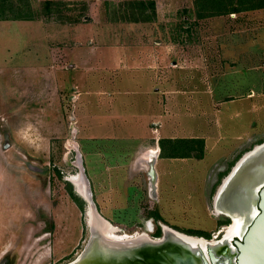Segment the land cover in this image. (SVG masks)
<instances>
[{"label":"rangeland","instance_id":"374dc122","mask_svg":"<svg viewBox=\"0 0 264 264\" xmlns=\"http://www.w3.org/2000/svg\"><path fill=\"white\" fill-rule=\"evenodd\" d=\"M10 1L25 5L34 19L61 21L63 29L83 32L85 44L91 37L86 34L92 33L99 52H109L108 57L101 54L99 58L101 69L76 74L85 108L100 109L93 92L103 89L102 96L112 101L115 113L128 117L127 122L141 116L142 126L148 123L155 132L151 138H177L180 154L186 151L182 138L207 136L209 140L200 161L157 155L154 168L159 187L151 199L149 166L142 156L122 159L104 153L98 158L90 140L82 141L90 138L93 128L102 137L122 138L123 129L135 131L136 127L120 125L110 132L103 123L92 126L96 124L92 115L91 121L83 120L87 131L74 119L72 93L78 95L77 88L65 89L58 96L63 108L53 107L51 138H43V130L26 125L28 121L22 124L25 119L18 122L21 138H0V264H67L81 252L89 237L88 204L69 176L81 175L96 213L117 233H146L154 239L162 236V227H168L191 236L206 232L210 236L206 240H211L225 230L228 221L215 216L213 196L236 161L264 142V9L198 19L194 0H141L154 4L153 20L128 25L127 20H114L112 12L122 2L135 0ZM45 4L57 13L45 15ZM76 20L81 24H72ZM4 26L0 31V107L12 96L15 79L23 75L18 66L32 65L36 57L29 25L14 23L15 29L8 32L12 25ZM116 48L122 60L112 63ZM18 49L23 50L18 53ZM132 59L137 62L128 68L125 62ZM58 61L64 64L63 57ZM105 65L115 66L116 71L107 72ZM157 81L164 87L156 93ZM56 99L53 95V102ZM156 112H163L164 118L153 127L149 119ZM6 122L5 117L0 119L2 127ZM128 145L116 141L115 151ZM215 164L225 167L218 178L212 176ZM66 182L83 210L70 197ZM149 222L152 230L147 233ZM157 228L160 235L155 237Z\"/></svg>","mask_w":264,"mask_h":264},{"label":"crops","instance_id":"0c3cea01","mask_svg":"<svg viewBox=\"0 0 264 264\" xmlns=\"http://www.w3.org/2000/svg\"><path fill=\"white\" fill-rule=\"evenodd\" d=\"M18 22H23L25 25H29L28 32L32 36L31 42H33L32 44H34L31 45L30 47L36 49V53H35L36 57L32 65L26 66L25 64L24 65L20 64V66H18L17 68L21 70L18 72L22 73L23 75H20L19 77L18 76L19 74H17L18 77L14 81L12 96H10L8 100H5L6 101L4 104L5 107L3 106L0 107V119H3V117H5L7 120V122L3 124V127L1 126L2 124L0 123V138H21V136L19 135L18 122L20 121L21 124V122L24 119L25 121L22 124L24 123L26 124V122L28 121L29 123H27L26 125H29L34 129L36 127H40L41 130H43L42 131L44 136L43 138H49V137L51 138L50 127L52 124V111L54 110L53 107L55 108V110L57 106L59 107V110L63 108L61 106L62 101L60 97H58L60 96L59 95L60 92H63L65 91V89L68 88H74V89L77 88L78 95L72 93L76 101V102L74 101L72 107L74 112V119L79 126L82 127L88 125L84 123L83 120L85 119L87 120V122L88 120L91 121L90 118L93 115V120H95L97 125L94 124L93 122L92 126L100 127L101 124L103 123V125L108 126L110 132H114L115 128L119 127L120 125L122 129L123 127H127L128 125H131V123L133 124L134 128L136 127L135 131L133 130L128 131L127 129H123L122 138H113L112 135L103 136V137L97 135L100 133V130H96L93 128V130L91 129L90 131L88 126H86L87 131H90V133L88 132L90 134L89 136L90 138H82V141L90 140L91 144H93L92 153L95 157L97 156L99 158L102 155H106L104 153H107L110 154L111 156L114 157L117 156L122 159H127L132 156L135 157L142 156V158H144V156L150 151L157 152L158 155L160 153V148L158 145L160 140L177 139V138H164V137L151 138L152 137L151 135H153L155 132L153 131V129H150V127H148V123L144 124V127L142 126L141 116H132L134 117V122H127L128 117H124L122 115H118L117 113H115L113 110L112 101L109 98H104L102 96V94L105 93L103 89L93 92V96H94L93 98H94V103L96 104V108H100V109L96 111H91L88 110V108H85L86 105L82 104L83 102L81 99L83 98H81V92L79 90V81L77 79L76 74L78 72L86 73L85 71L88 72L90 71V69H92L93 71L95 69L96 70L101 69V67L99 66L100 64L99 58L101 57V54H103L104 57H108L107 55L109 53V52L106 53L99 52V49L96 48V46H94L93 43L94 39L92 33L89 32L86 34L87 36H91V37L89 39V42L85 44L84 41L85 34L83 32L79 33L73 31L72 28L63 29L66 28V26L65 25L63 26L62 24L63 22H59L58 24H52L49 22L48 23L44 22L43 20H39V19H33L31 21H0V31L2 30L3 27H5L4 25H8L9 23L12 26H9L6 29V31L8 32L9 29L14 30L15 29L14 23H18ZM72 24L77 25L81 23L80 21H78V22H73ZM92 24L93 23L88 24L87 26ZM127 24L130 25L134 23L127 22ZM104 25H113V24L105 23ZM23 34L25 36L28 33L26 34L23 33ZM88 44H90L89 47L87 46ZM8 46L9 44H6L5 48ZM82 48L84 49V51L82 50ZM21 50L18 49V53ZM112 51L113 52L110 53L115 57V59L112 60V63L121 62L122 60V56L120 55L121 50L116 48L113 49ZM5 55L10 56V54L8 53H5ZM59 56L63 57V62H64L63 65H59L57 63L60 62L58 61ZM135 62H137V60L132 59L130 61L126 60L125 63L128 64L127 67L129 68V65H132ZM6 63L7 61H5V64ZM19 63H23V62H19ZM103 67H105V70L109 73L111 72L114 73L116 71V68L113 65L111 67L108 65H105ZM130 70H133V68H131ZM2 72L0 73V75L2 74ZM65 78H68L69 80L67 79L68 81H66ZM158 79L159 76L157 77V80ZM82 82L84 83L85 80L83 79ZM157 83L160 84V87L156 89V93L159 92L160 90L163 91V87H164L162 81H157ZM53 95L57 97V99L54 102H53ZM101 107L103 110H101ZM76 111H78L79 114L81 113L80 116H78L77 114L75 115ZM150 117L151 119L149 120L152 121L151 125H153L154 127L155 125H157L159 121H162L164 115L163 112L161 113L156 112L154 113V115L151 113ZM140 127L141 129H139ZM45 130H48L47 134L44 132ZM158 131L159 130H157V132ZM32 136H35V134H31V137ZM23 138H25L24 135ZM182 139H201L204 143V149L206 148L207 150L208 148L207 142L209 138L207 136L198 137V138H182ZM116 141H118V143L122 142L125 145L132 144V147L128 145L127 148H124L121 151L116 150L117 151L116 153L115 151ZM110 146L114 148V151L110 150ZM205 154L206 151L205 153L203 151V158ZM203 158L196 160L200 161L203 160ZM186 159H193V158H182L180 160H186ZM224 169H225L224 166L218 167V165L215 164L213 170H215L216 172L212 174V176L218 178L219 172L223 171ZM155 172L157 175L156 185L157 187H159L158 172L156 169Z\"/></svg>","mask_w":264,"mask_h":264},{"label":"water","instance_id":"95a60500","mask_svg":"<svg viewBox=\"0 0 264 264\" xmlns=\"http://www.w3.org/2000/svg\"><path fill=\"white\" fill-rule=\"evenodd\" d=\"M154 163L150 167L156 190ZM87 199L86 215L92 214L86 223L89 237L77 257L67 264H264V142L236 161L212 199L213 210L226 207L216 216L228 218V226L233 224L234 217H244L246 224L231 238L232 243L229 240L219 244L221 240L203 238L206 243L200 244L188 240L197 239L196 236L168 227L162 229L160 238L146 236L135 243L115 242L106 238L105 221L96 213L90 194Z\"/></svg>","mask_w":264,"mask_h":264},{"label":"trees","instance_id":"16d2710c","mask_svg":"<svg viewBox=\"0 0 264 264\" xmlns=\"http://www.w3.org/2000/svg\"><path fill=\"white\" fill-rule=\"evenodd\" d=\"M12 2L13 1L9 2V0H0V21H31L34 19L33 14L28 11L25 5L18 7L17 4H13ZM193 7L198 19H207L232 14L240 15L250 11L262 10L264 9V0H194ZM43 9L45 11V15L57 13L56 9H52L51 4H45ZM154 15V4L149 2V4L146 5V2L141 0L122 2L120 6H118L117 10H113L112 12L114 20H127L126 22L129 23H148L153 20ZM78 21L79 20H76L74 22ZM176 140L163 139L159 141V156L161 158H203L204 143L201 139L181 140V142L185 145L184 148L186 151L184 154L178 153L179 147L176 146ZM192 153L198 154L197 157L193 156ZM227 171H224L223 175H225ZM65 187L67 188V191L73 201L77 202L79 209L83 210V203L73 193L71 184L66 182ZM151 216H153L155 220H161L158 214H152ZM192 234L193 236L202 237L204 239L210 238L209 234L202 231L192 232ZM159 235L160 229L157 228L154 236L158 237Z\"/></svg>","mask_w":264,"mask_h":264},{"label":"bare ground","instance_id":"6f19581e","mask_svg":"<svg viewBox=\"0 0 264 264\" xmlns=\"http://www.w3.org/2000/svg\"><path fill=\"white\" fill-rule=\"evenodd\" d=\"M156 157H157V152H151L150 151L144 156V158H142V159H144V161H146L149 164V168L147 169L149 172V176H150V177L148 176V181H149L148 191H149V197H151V199H155L156 194H155L154 177L152 176L153 175L152 174L153 168H151L152 166L150 167V164L152 165V163L155 162ZM67 179L75 185V187L78 190L79 195L85 197V199L87 200V197L89 196V194H88L86 187H85V189L82 187L83 183H82L81 175L69 176ZM242 185H246V183H243ZM222 202L225 203L224 200H222ZM227 204L232 206V203H227ZM221 209L226 211V207H221V208L215 209L217 212H215V210H214V214L218 215V213H220L219 211ZM228 212H230V211H228ZM230 214H231V212H230ZM91 217H92L91 212L90 213L87 212V221H88V219H92ZM245 224H246V222L244 221V217H242V216L234 217L233 224L231 226H228L227 228H225V230H223V232H225V235H224L225 237L223 239L227 240V241L230 240L234 235H236L239 232L240 227L244 226ZM105 225L107 228L106 238H108L109 240L115 241V242L123 243L127 240L128 241L133 240L135 243V242H138L139 240H141L143 237H146L145 234H140V233H134L131 235L130 234L129 235H127V234H124V235L110 234L109 232L114 227H112L107 222H105ZM146 226H147V232L150 233L152 230V224L149 222L146 224ZM163 229H167V227H163ZM188 240H196L200 244L206 243V241L202 237H197V239L194 238V239H188ZM212 240H214V239H212ZM191 242H193V241H191ZM219 244H221V243L219 242Z\"/></svg>","mask_w":264,"mask_h":264},{"label":"flooded vegetation","instance_id":"af4514ba","mask_svg":"<svg viewBox=\"0 0 264 264\" xmlns=\"http://www.w3.org/2000/svg\"><path fill=\"white\" fill-rule=\"evenodd\" d=\"M83 183V182H82ZM81 196V195H80ZM83 197V196H82ZM89 197V196H88ZM83 198H85V197H83ZM88 200V199H87ZM89 201V200H88ZM216 216V215H215ZM219 216H221V215H219ZM223 218H225V220L226 221H228L229 223H230V220L228 219V218H226V217H224V216H222ZM229 223H227V227H228V225H229ZM146 226V225H145ZM227 227H224V228H227ZM162 229H163V227H162ZM146 232H147V226H146ZM110 234H116V235H124V234H127V233H123V232H120V233H117V230H116V228H112V230L109 232ZM147 233H149V232H147ZM223 233H225V232H223V228H222V231H219L218 233H217V236H215L213 239L214 240H218V241H220V243H227V242H229V240L227 241V240H224L223 238L225 237L224 235H222ZM134 234V233H133ZM140 234H145L146 236H148L146 233H140ZM127 235H129V234H127ZM224 240V241H223ZM231 241H230V243H232L233 242V239H230ZM223 241V242H222Z\"/></svg>","mask_w":264,"mask_h":264}]
</instances>
